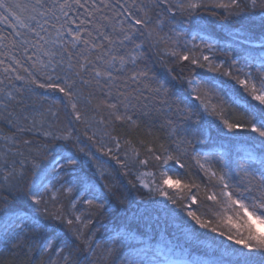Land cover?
Returning <instances> with one entry per match:
<instances>
[{"label":"snow or ice","instance_id":"obj_1","mask_svg":"<svg viewBox=\"0 0 264 264\" xmlns=\"http://www.w3.org/2000/svg\"><path fill=\"white\" fill-rule=\"evenodd\" d=\"M27 8L0 0V22L11 21L13 29L11 41L0 35V49L15 53L4 72L23 82L20 88L10 84L7 91L0 89V122L14 129L10 137H0L5 141L0 151V243L25 255L38 252L35 264H145L128 255L136 229L122 240L101 243L89 228L93 214L110 210L113 198L125 202L110 175L99 171L93 179L84 173V160L98 159L94 147L122 169H156L139 172L135 180L184 212L190 239L202 236L200 230L222 238L210 259L191 264H264V0H51L50 6L35 0L29 14L22 15ZM210 9L225 10L223 20L242 21L239 30L230 31L226 46L212 38L214 27L201 26V12ZM178 16L193 22L196 30L161 35ZM153 49L165 65L163 72L148 64ZM231 51L240 57L231 58ZM221 53L230 59L218 62ZM191 66L227 77L239 86L234 89L238 95L242 90L257 103L245 100L243 111L234 114L217 95L216 77L184 76ZM36 89L60 93L62 99L47 107L25 103V92L36 97ZM138 120L149 129L159 122L166 137L164 142L160 137L141 142L145 159H138L140 153L125 139L132 156L125 151L122 161V137L109 128L138 127ZM93 128L97 131L90 135ZM33 133L42 139L37 142ZM217 141L229 146L219 158L204 150ZM233 144L243 146L234 156ZM185 157L194 160L206 183L160 171L170 161L185 168ZM257 160L258 167L246 162ZM49 205L59 208L52 211Z\"/></svg>","mask_w":264,"mask_h":264},{"label":"trees","instance_id":"obj_2","mask_svg":"<svg viewBox=\"0 0 264 264\" xmlns=\"http://www.w3.org/2000/svg\"><path fill=\"white\" fill-rule=\"evenodd\" d=\"M13 2L28 6L27 10L21 13L22 15L27 16L31 11V5L35 3V0H13ZM46 3L50 6L51 0H46ZM2 11L3 10L0 9V12ZM17 11L21 10L18 9ZM209 11H216L218 15L213 17L209 14ZM225 15L226 12L223 9H210L201 12V16L204 17L201 26L208 28L209 31H211L213 27L215 28V34L212 38L217 40L220 46H226L230 43V31L235 32L239 30L240 24L242 23L240 20L221 19V17ZM10 22L11 21L0 22V35L8 37V41L12 40L13 33V29L9 26ZM221 24L231 25V28L221 29ZM195 30L196 28L193 22L178 16L174 22L166 24L163 27L161 35H173L177 32L192 33ZM255 35L257 37L261 35L258 28L255 30ZM183 39L190 40L191 37L190 35H185ZM8 41H5V43H8ZM194 43L199 44L200 41L196 40ZM10 47L9 44V48ZM160 47L162 49L164 45H160ZM255 51L259 52L260 49L257 48ZM0 52L4 53V55H0V60L5 61L3 65H0V81H3V83H0V89L7 91L10 84H14L15 88H20L23 82L15 81L14 74H6L4 72V68L12 64V60L9 57L15 53L9 52L6 49H0ZM148 55L150 57L148 61L149 66L158 73L163 72L165 65L160 62V57L156 55V50L153 49ZM240 55L241 54L238 51H231V58L238 59ZM164 59L165 61H169L168 66H175L170 63V57H164ZM226 59L230 58L225 57L222 53L218 54V62ZM27 66L28 65L25 64V67ZM191 67V73L188 68H185V77L191 78V75L205 78L216 77L218 85L217 95L224 103V106L234 114H239L243 111L245 100H248L251 103H257L251 101V98L248 97L246 93H243L242 90L238 95L234 89H238L239 86L235 85L233 81H229L227 77L220 76L218 73H210L207 69H199L194 66ZM251 70L255 71L256 66L253 65ZM19 71L20 74L26 75L22 70ZM9 75L11 76V79L6 78ZM181 87L182 85L179 83L176 84L177 90ZM36 92L39 93L36 97L25 92V103L31 104L34 101L37 105L43 104L44 107H47L54 101L62 99V94L60 93L46 92L41 89H36ZM241 96L244 99H241ZM234 99L236 101L235 103L233 102ZM98 118L99 117H97V119ZM63 119L64 116L62 113L61 120ZM205 120L211 122L216 121V118L205 116ZM137 123L139 125L138 127H118L114 131L109 128V131H111L113 136L122 137V147L118 150L119 157L122 161L125 160V151H127L128 156H132L130 147L124 144L125 139L130 140L132 146L140 153L138 159H145V150L141 142L147 143L155 137H160L161 142H164V138L166 137V133L159 127V122H157L154 127H151V129H149L146 121L138 120ZM216 123L218 124L219 121H216ZM13 131L14 129H11L8 125L0 122V137H10ZM92 131H97V129L93 128L90 130V135ZM149 131H151V135L149 134ZM211 132L213 136L216 135L214 127L211 129ZM32 135L36 137L37 142L42 139L37 133H33ZM97 139H100L99 135L97 136ZM104 139L106 140L107 138ZM4 145L5 141L0 139V151H3ZM108 147L114 146L108 144ZM242 147L241 144H233L230 149L231 154L234 156L237 150H241ZM91 150L95 153L98 159L94 162L85 159L83 168L84 173L93 179L98 175L99 171H103L106 175H110L111 180L109 182H114L116 184L118 188V196L125 201L121 204L120 200L113 198L111 200L112 208L110 210L106 211L103 215L93 214V223L89 225V228L93 231L97 241L103 243L105 241L122 240L125 238L128 231L136 229L137 238L128 241V244L130 245L128 255L132 259L143 260L145 264H148V261L151 260L156 261L157 264H164V259L166 257L186 260L190 263L197 260L204 261L210 259V254L217 248L218 242H220L222 238L215 236V234L206 233L204 230H200L204 233L202 236L198 237L196 240L190 239L191 228L188 224L183 222V220L186 219L184 212L171 203L163 201L161 197L150 194L147 189L142 188V186L136 182L135 176L139 172L156 171V169L140 165H136V167H131L130 165L128 169H122L110 156H104L101 153L96 152L94 147ZM204 150L213 152L219 158L221 153L229 150V146L224 141H217L212 148H206ZM183 162L186 164L185 168H179L178 165L170 161L168 164L163 165L160 168V171H168L169 175H172L174 179L178 177L185 182L194 180L202 185L206 183L203 174L200 173L195 166L194 160L185 157ZM246 162L254 164L257 167L259 166L258 160ZM124 172H129L130 174L125 176ZM31 178V174H29V182ZM129 180L136 184L135 188L128 183ZM26 187L27 185H25V188ZM202 194L203 192L201 191V195ZM64 203L67 206V200H65ZM84 207L85 206L82 204L78 205V208L81 210H83ZM49 208L50 210L55 211L56 208H59V205H56L55 208H53L52 205H49ZM200 211L202 212L204 209H200ZM211 237L215 238L212 239ZM225 243L227 242L225 241ZM206 253L208 255H206ZM36 258H38V252L25 255L24 251L10 250V246L6 247L0 243V264H4L5 261H12L13 264H27L29 260L32 261V264H35Z\"/></svg>","mask_w":264,"mask_h":264},{"label":"rangeland","instance_id":"obj_3","mask_svg":"<svg viewBox=\"0 0 264 264\" xmlns=\"http://www.w3.org/2000/svg\"><path fill=\"white\" fill-rule=\"evenodd\" d=\"M191 264L190 262L186 261V260H179V259H175L173 257H166L164 259V264Z\"/></svg>","mask_w":264,"mask_h":264}]
</instances>
